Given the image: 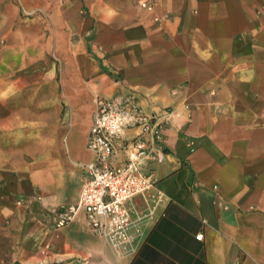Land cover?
Segmentation results:
<instances>
[{"label": "crops", "instance_id": "0c3cea01", "mask_svg": "<svg viewBox=\"0 0 264 264\" xmlns=\"http://www.w3.org/2000/svg\"><path fill=\"white\" fill-rule=\"evenodd\" d=\"M126 93L172 113L115 250L55 219ZM0 236L32 264H264V0H0Z\"/></svg>", "mask_w": 264, "mask_h": 264}, {"label": "built area", "instance_id": "2783aa9c", "mask_svg": "<svg viewBox=\"0 0 264 264\" xmlns=\"http://www.w3.org/2000/svg\"><path fill=\"white\" fill-rule=\"evenodd\" d=\"M171 113L143 109L133 93L98 97L86 143L92 159L82 165L77 201L56 211L55 228L65 227L83 212L90 230L113 249L128 245L131 218L127 205L153 184L140 167L144 160H162L158 148ZM128 130L133 133L128 135ZM119 154L123 158L116 163ZM201 237V233L196 235Z\"/></svg>", "mask_w": 264, "mask_h": 264}, {"label": "rangeland", "instance_id": "374dc122", "mask_svg": "<svg viewBox=\"0 0 264 264\" xmlns=\"http://www.w3.org/2000/svg\"><path fill=\"white\" fill-rule=\"evenodd\" d=\"M26 247H14L12 241H6L0 236V264H32L24 261Z\"/></svg>", "mask_w": 264, "mask_h": 264}]
</instances>
